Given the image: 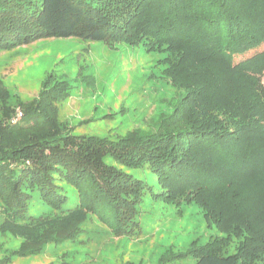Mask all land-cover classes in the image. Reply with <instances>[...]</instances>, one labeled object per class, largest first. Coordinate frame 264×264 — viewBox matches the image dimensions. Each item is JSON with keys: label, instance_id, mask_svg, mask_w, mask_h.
<instances>
[{"label": "trees", "instance_id": "1", "mask_svg": "<svg viewBox=\"0 0 264 264\" xmlns=\"http://www.w3.org/2000/svg\"><path fill=\"white\" fill-rule=\"evenodd\" d=\"M143 35L159 37L171 49L172 73L182 88L173 112L148 132L117 139L74 133L55 105L68 83L52 82L49 74L37 96L14 101L0 79L3 215L31 220L34 192L60 210L66 185L81 201L67 216L32 221L42 236L25 239L16 253L73 236L82 206L104 207L117 229L134 224L149 186L109 164L112 156L129 167L148 165L162 186L153 192L157 197L191 199L194 190L192 199L206 204L196 192L208 185L218 190L227 235L193 246V264H264V49L258 50L264 45V0H0V49L44 37L111 45L139 42ZM232 238L238 245L227 252ZM11 258L5 255L0 264Z\"/></svg>", "mask_w": 264, "mask_h": 264}, {"label": "rangeland", "instance_id": "2", "mask_svg": "<svg viewBox=\"0 0 264 264\" xmlns=\"http://www.w3.org/2000/svg\"><path fill=\"white\" fill-rule=\"evenodd\" d=\"M157 39L161 41L143 35L139 42L120 40L110 45L79 37L40 38L0 49V79L14 101L37 96L49 74L52 82L68 83L55 105L59 119L68 122L74 133L117 139L148 132L168 118L182 94L172 73L176 57ZM262 49L264 45L258 48ZM106 161L149 186L127 231L112 226V215L104 207L82 206L83 221L73 236L52 239L37 252L16 253L25 239L41 238L43 229L33 227L32 221L53 214L67 216L80 205L77 189L66 185L68 198L60 210L51 208L37 192L29 202L31 220H7L0 209V258L9 255L10 264H193V246L227 235V210L220 202L224 198L214 187L196 192L203 193L206 204L192 199L194 190L188 194L191 199L157 197L153 192L162 186L148 165L129 167L112 156ZM237 243L238 238H232L226 251L234 252Z\"/></svg>", "mask_w": 264, "mask_h": 264}]
</instances>
